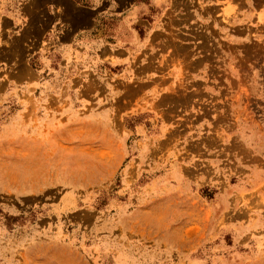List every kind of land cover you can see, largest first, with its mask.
<instances>
[{"label": "rangeland", "instance_id": "1", "mask_svg": "<svg viewBox=\"0 0 264 264\" xmlns=\"http://www.w3.org/2000/svg\"><path fill=\"white\" fill-rule=\"evenodd\" d=\"M133 3L10 0L0 264H264V0Z\"/></svg>", "mask_w": 264, "mask_h": 264}, {"label": "crops", "instance_id": "2", "mask_svg": "<svg viewBox=\"0 0 264 264\" xmlns=\"http://www.w3.org/2000/svg\"><path fill=\"white\" fill-rule=\"evenodd\" d=\"M42 4L46 6V12L53 17V21L50 23L49 28L59 30L61 27L65 29L63 35L69 37L73 35L79 29L89 28L94 24V17L103 10L104 8L115 9H126L129 8L136 0H104L102 8H84L81 11H77L70 5L69 0H41ZM10 0H0V21L6 22L7 14L6 8H9ZM134 4V3H133ZM62 8L61 11L59 8ZM20 11V10H19ZM61 17L63 19L61 20ZM60 19V20H59ZM65 22L63 26L61 23Z\"/></svg>", "mask_w": 264, "mask_h": 264}]
</instances>
